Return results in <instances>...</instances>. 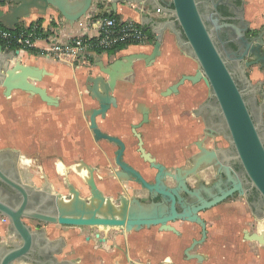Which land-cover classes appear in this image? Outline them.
Returning <instances> with one entry per match:
<instances>
[{"label": "water", "instance_id": "obj_1", "mask_svg": "<svg viewBox=\"0 0 264 264\" xmlns=\"http://www.w3.org/2000/svg\"><path fill=\"white\" fill-rule=\"evenodd\" d=\"M3 1L5 9L0 8V24L11 31L15 30L20 19L30 17L33 10L44 15L51 7L62 15L66 23L73 24L87 14L92 3V0ZM109 1L110 6L102 11H115L118 2L128 0ZM142 1L158 9L160 13L168 15V18L161 21L149 19L154 33V43L149 53H125L105 65L101 55L94 51L93 64L101 74L88 75L85 81L89 83L87 90L90 96L98 101L99 107L87 109L85 114L89 115L88 128L92 131L95 141L107 140L118 145L115 163L121 168L122 173H116V176L132 179L153 195H160L164 203L147 205L140 202L137 197L127 199L121 195L120 203L115 205V200L111 201L110 197H104L91 181H89L92 188L91 196L88 199H81L78 189L70 183H67L70 196H65L53 191L46 179L40 187H32L20 178L6 176L0 169V178L21 195L20 201L14 205L6 198L0 197V215L7 219L10 234L17 239L0 245V264H12L14 260L20 259L33 262L30 254L34 246L38 248V254L40 250L48 248L55 254L60 253L64 244L63 239L49 241L46 239L45 229L33 226V221L96 237L99 235L143 237L157 228L179 235L180 232L173 225L183 221L196 223L202 228L201 237L194 239L184 250L186 256L196 257L197 255L189 254V251L206 238V224L197 212L214 205L215 207L206 212L222 209L232 203L246 202L247 191L243 188L244 184H248L249 190H254L258 194L261 204L255 211L261 213L260 219L264 218V210L261 207L264 206V90L261 85L254 84L248 72V68L253 65L264 67V27L256 34L246 37L241 32L240 25L227 22L217 24V18L214 20L216 24L213 29L208 27L206 22L211 17L201 11L199 0ZM225 3L239 13L242 29H247L248 24L243 19V0L240 6L228 0ZM216 6L217 3L213 5ZM223 27L232 29L239 39L238 58L235 60V68L232 69L228 66V60L215 39L214 29ZM166 32L171 33L177 47L196 62V69L191 74H182L162 94L177 93L179 86L187 81L193 84L202 81L216 102L213 108L223 121V126L219 125L218 134L227 142V146L213 149L199 146L201 154L195 158L192 166L188 169L177 168L173 173L166 170L164 165L154 162L149 153L144 151L142 139L136 133L141 156L158 170L155 181L149 183L122 159L124 143L118 137L102 132L97 126L96 117L98 115L103 117L110 103L115 105L110 92L117 80L132 75L134 61L142 60L146 65H150L161 55ZM18 54L17 49L5 51L0 42V86L4 90V95L8 97L12 89H19L29 95H37L48 105H57L58 98L48 94L45 87L37 84L49 72L42 67L22 63L18 59ZM238 81L245 83V89L239 87ZM248 92L252 93L255 102V115L245 99ZM257 94L262 96L260 100L257 99ZM144 117L146 120V115ZM231 161L241 167L242 175L234 170ZM205 163H214L212 166L217 168V173L221 177H226L225 184H222L224 189L217 186L216 181L208 186L210 191L207 196L210 200L190 190L186 185V178L196 173ZM167 176L175 181L174 186L164 183ZM181 191L191 196H188L190 201L196 197L199 205L188 204L180 195ZM226 197L228 198L225 199ZM223 199L225 200L219 203ZM178 207L180 210H177ZM243 237L264 246L263 230L252 233L244 230ZM52 264H75V260L57 261L54 258Z\"/></svg>", "mask_w": 264, "mask_h": 264}, {"label": "crops", "instance_id": "obj_2", "mask_svg": "<svg viewBox=\"0 0 264 264\" xmlns=\"http://www.w3.org/2000/svg\"><path fill=\"white\" fill-rule=\"evenodd\" d=\"M4 6L5 4H3V8ZM109 6V0H102L101 2L92 0L87 14L83 17H80L73 24L66 23L62 15L52 7L49 8L44 15H40L35 10H33L30 17L19 20V25L27 26L37 24L42 32L41 38H36L34 40L32 46V49L34 50L30 51V49H27L20 51L18 54V59L24 64L42 67L49 72V74L45 75L37 84L45 87L48 94L57 97L58 104L55 106L48 105L43 102L37 95H31L28 101L24 99V97L20 96V115L18 117V124L14 126L15 117L12 118V130L14 129V127H17V129H19V126H22V119L26 123L25 118H32L33 120L35 119L34 123L36 124L35 130L33 131V136L36 137V135H42L43 133L44 136L52 129L54 123L60 124L64 122V119L66 122H68L70 119L77 117L79 110L81 117H83L82 110L85 105H83L82 103L87 98L83 83L86 77L91 72L93 75L96 74V69L93 64V53L95 50H86L82 56L78 57L75 60H68L66 62L57 60L56 58L51 56V53L48 50L50 46L56 41L66 42L77 36L91 38L96 36L97 30L92 26V23L96 17L102 14L114 13L115 16L120 19H133L140 22V24L149 33L148 41L142 44L127 45L125 49L117 51L114 55H108L106 51L99 53L103 60H105L107 56L113 58L116 54H119L121 52H124L125 54L128 47H137V52L149 53L151 51L152 45L154 43V38H152L154 36V33L151 30L149 19H152L154 21H161L167 19L168 15L160 13L158 9L153 8L151 5L145 3L142 0L120 1L116 4L115 11H102L104 8ZM243 19L247 22L248 29L251 32L255 30L260 31L264 27V0H243ZM170 37L173 38V35L169 32H166L161 46V51L167 52H161V55L157 57V59H155L152 64L145 67L140 61L135 62L134 67L137 75H140L142 77V74L144 72H152L151 74L154 75L156 73H158L159 75H165L166 73H164L163 70L168 68L169 64L171 65L173 62H182L184 64L186 63V61H184L180 57V54L177 52L178 47L175 46L174 49L172 48L169 39ZM127 53L132 52H126V54ZM193 68L194 67H192V71H195L196 65L195 68ZM248 71L250 72L249 74L254 84L261 85L262 89L264 90V67L253 65L249 67ZM181 72L182 71H180L179 74ZM134 80L137 82L135 77ZM136 82L134 83V86L136 85ZM172 83L173 81L169 82L167 87ZM203 85L204 83L202 81L197 84L192 83L191 85H188V87L184 86L183 91L188 93V91H190L191 89L202 90L204 87ZM179 90L182 91V89ZM135 93L136 92H134V94ZM21 95L24 96L23 94ZM172 95L174 94H170V96ZM261 98L262 96L260 94H257V99L260 100ZM30 102H32L34 106L36 104H39L40 111H30V107L25 105ZM150 102V105H152L153 108V123L158 128H160V124L164 121V111H162V108L160 106L161 102L159 101L157 96L155 97L153 95L151 96ZM10 110L11 108L9 107H2V111L4 113H2L3 124L1 125V132L3 130L2 128H8L11 131V129L7 127L8 125L4 120L5 118H10ZM47 110L51 111V114L47 113ZM177 117L179 121L184 120V118L180 115H177ZM58 125L54 129V132H52L50 135H55V132L58 133L59 130L58 134H60L61 136L60 140L62 141V146L65 145L66 149H68L70 146H72L73 148L76 147L77 143H75L74 141V138L76 136L72 133V129H67L66 131ZM64 131H66V136L63 133ZM162 134L164 135V133ZM49 183L53 191H56L54 190V188L56 187L55 184L59 183H55L53 181H50ZM60 183L65 185V182L63 180H61ZM41 185L42 183L39 185L37 184L34 187H40ZM66 186L68 188L67 183ZM216 212L217 210H213L205 212L204 215L206 217H212L216 215ZM3 224L4 225H0V235L3 237V240L2 242H0V244H8L15 241L9 234V224ZM173 226L176 229H180V226L178 224H175ZM41 227L45 229V236L49 241L54 242L58 238H62L64 241L60 253L55 255L57 261L75 260V264H128V261L135 264L137 261H141V263L139 262L140 264H209L210 262H212L210 258L211 252L208 251V242L210 238L204 240L202 243L194 245V247L189 251V254L197 255L196 257H189L186 256V254L185 257L178 256V252L180 250L179 248L186 247L190 242V239H187L188 237L185 238L184 236H182V233L178 229L177 230L180 232L179 235L171 231H162L159 228L154 229L153 231H151L153 233L149 232L148 235H146V237L148 238L147 243H143L135 237L107 235H99V237H96V235H87L75 231L72 232L71 230L58 228L53 225H43ZM192 230L195 231L196 229L193 228ZM243 232L244 230H242V237ZM226 234L227 238H230L229 230L226 231ZM96 241L100 246L97 247L95 245ZM175 242L179 247L177 249H175ZM222 247L226 250L228 256L229 250L231 249L229 242L227 243V245L223 243ZM14 264H32V261H21L20 263L17 262Z\"/></svg>", "mask_w": 264, "mask_h": 264}, {"label": "rangeland", "instance_id": "obj_3", "mask_svg": "<svg viewBox=\"0 0 264 264\" xmlns=\"http://www.w3.org/2000/svg\"><path fill=\"white\" fill-rule=\"evenodd\" d=\"M248 31L251 32L249 29ZM169 39L170 44L174 49L177 45L172 37ZM137 51V47H128L126 50V52ZM161 52L166 53L167 51ZM122 54H124V52L116 54L114 57H119ZM191 66L192 63L190 64V67ZM185 70H187L186 72H188V70L193 72L192 67L186 68L182 62H173L171 65L169 64L168 68L163 70V72L166 73L165 75H159L158 73L154 75L151 74L152 72H144L141 77L136 74L135 79L137 82L136 85L133 86V90L136 92L135 95H137L136 99L145 97L144 102L146 101L148 104H151L150 99L153 95L155 97L157 96L161 102L160 106L162 111H164L163 122L165 123L162 122L159 129L147 132L144 130L143 136L146 143L145 146L152 150L151 152L153 153V156L161 160L166 169L173 173L177 168L188 169L192 166L195 158L201 154L199 146L206 149H213L216 145L224 146L226 144V141L221 137L214 136L211 139H208V137H205L206 135H201L202 127L199 124V120L189 117V112L197 107L199 100L203 98V94L200 90L191 89L188 93H186L183 91V88L184 86L188 87L190 84L185 83L184 86H180V89H182L180 93L172 96L169 94H162L169 82H175L178 79L179 72H183ZM21 97L24 96L21 95ZM25 105L29 106L30 111L32 112H36L37 110L40 111L39 104L34 106V104L30 102ZM86 106H88V104H85V107ZM47 111V113L51 114V111ZM9 114L10 118H5L4 120L8 125L7 127L12 130L13 117L11 115V110ZM178 114L183 117L184 120L179 121L177 117ZM25 119L26 123L22 119L23 124L22 126H19L18 131L16 130L17 127H14L19 135L15 144L20 148L19 171L22 175V181L24 183L34 187L37 184L39 185L43 183L44 179L49 182L53 181L55 183H59L55 184L56 187L54 190L65 196H70L66 186V183H70L78 189L81 199H88L91 194H89V188L85 183L89 185V181H91L100 190L102 195L104 197H110L111 201H114L118 194L124 196V194L120 192V186L113 182V180H116L115 178L111 179L103 177L101 174L93 172L94 167H106L107 163L113 160L112 151L115 148L113 143L95 141L93 139L91 131L88 128V121L86 118L81 117L80 110L78 111L77 117L70 119L68 122L64 119V122L60 124L58 123L59 125L54 123L52 129L49 132L46 131L47 133L44 136V133L42 135L38 134L36 137L33 136V131L35 130L36 125L34 123L35 119ZM109 120L108 122L103 123V126H106V128L110 127ZM2 124L3 117H0V133ZM57 125L61 126V128L66 131L67 129H72V133L76 136L74 138L75 143H77L76 147L73 148L70 146L66 149L65 145L62 146V141L60 140L61 136L58 134L59 130L58 133L55 132V135H50L54 132ZM9 131L10 130L8 129V133ZM66 131L63 132L65 136ZM162 133H164V135ZM10 137L13 138L11 135ZM125 140L128 142V150L126 151L127 161L139 169H143L147 166V163L141 158L136 150V137L126 135ZM10 141L13 142V140ZM97 144H99V146ZM23 156L34 158L36 160V167H30L27 164L22 163L21 157ZM57 161H60L63 164V168L61 170L56 169L54 166V163H58ZM77 164H81L82 166L88 168V170H86L87 178L81 177V175L70 168L71 165ZM212 165L213 164H203L196 173L188 176L187 182L191 185V187H197L196 183L199 179L206 180L208 186L216 181L215 175L217 173V168ZM74 169L77 168L74 167ZM204 172H207L206 176H204ZM122 179L123 177L119 179V182L124 184L126 189L128 188L133 191V193H130L129 197H124L127 199L137 197V199L141 201L140 196H142L143 192L137 189V185L125 182ZM61 180L65 182V185L60 183ZM166 183L169 186L172 185V181L170 179L167 180ZM91 189L92 188L90 186V191ZM261 207L264 210V206ZM259 216L260 213H257L253 209V206L247 202L232 203L222 209H218L216 215L212 217H206L204 213H202L201 217L205 218L207 225V236L205 240L210 238L208 242V251L211 252L210 258L212 262L209 264H264V246L259 245L256 241H249L243 239L242 237V230H247L250 233L259 232L261 230L264 231V218L260 219ZM3 223L6 222H0V224ZM32 224L43 226L42 223L38 224L35 221H33ZM178 225L180 226V229H177L180 230L182 233L181 235L190 239V242L186 247L191 244L193 239L200 238L199 227L196 224L183 221ZM192 227L196 230H192ZM227 230L230 231V238H227ZM146 235L135 238H138L143 243H147L148 238ZM2 240L3 237L0 235V242H2ZM228 242L231 249L229 250V254L227 256L226 250L223 249L222 245L223 243L227 245ZM174 244L175 249L179 248L176 245V242ZM95 245L97 247L100 246L97 241L95 242ZM186 247L179 248L180 250L178 252V256L185 257L184 249H186ZM139 262L141 263V261H137L136 264H140ZM127 263L135 264L130 261Z\"/></svg>", "mask_w": 264, "mask_h": 264}, {"label": "flooded vegetation", "instance_id": "obj_4", "mask_svg": "<svg viewBox=\"0 0 264 264\" xmlns=\"http://www.w3.org/2000/svg\"><path fill=\"white\" fill-rule=\"evenodd\" d=\"M199 1H200L201 11L205 14H208L211 17V19L206 22L208 27L213 29V27L216 24L214 20H215V18H217V20H218L217 24H221L224 22L235 23L237 25H240L243 28L242 23H241V18L239 17V13L236 12L232 6L227 5L225 3L226 0H199ZM228 1L234 3L236 6H240L242 0H228ZM216 3H217V6L213 7V5ZM242 28H241V30H242L241 32H243L246 37H249L252 35V32L248 31V28L245 30H243ZM214 34H215V39L217 41L218 47L220 48V50L223 52L224 56L228 60V66L231 69L235 68V64H236L235 60L238 58V53H239V49H238L239 48V42H238L239 39L237 38L236 34L232 31V29L227 28V27H223L220 29H214ZM177 52L180 54V57L184 61H186V63L184 64L186 68H191V67L195 68L196 63L191 57H189L188 55L183 53L179 48L177 49ZM115 58L116 57L111 58L110 56H107V58L105 60H103L104 64L107 65L108 63H110ZM139 61L145 67L148 66L144 63V61H142V60H139ZM135 62H137V61H134V63L132 64V68H133L132 75L126 76L122 80H117L113 90L110 92V94L114 98L115 105L110 103V107L107 109L105 115L103 117L100 115H98L96 117V123H97L98 128L102 132L110 134V135H114V136L118 137L124 143V150H123L122 159L129 166L133 167L136 171H138L141 174V176L147 182L153 183L155 181V177L158 173V170L155 167H153L149 161L145 160L141 156V154L138 150V148H139L138 147V138L136 137L135 134L138 133L140 135V138L142 139V146L144 148V151L149 153L150 157L154 159V162L164 165V163H162L161 160H159L153 156V153L151 152L152 150L145 146L146 143L144 141V136H143L144 130L147 132V131L159 129V128L153 123V120H152V115H153L152 105L148 104L146 101L144 102L145 97L136 99L137 95L134 94V90H133L134 87L133 86H134V83L136 82L134 80V77L136 75L135 67H134ZM191 63H192V66L190 67ZM95 69H96V74H94V75L101 74V72L98 70V68L95 67ZM186 71L181 72L179 74L178 79L181 77L182 74H191L194 72V71L190 72L189 70H188V72H186ZM89 75H93L92 72ZM185 83H189L190 85L192 84L188 81ZM195 84H197V83H195ZM87 85H89V83L84 81L83 86H84V90H85L87 98L85 99V101L82 104L83 105L88 104V106H86V107L84 106V108L82 110V116L84 118H86V120L88 121V124H89V115L85 114L86 110L98 108L99 103L96 99H93L90 96V93L87 90ZM238 85L240 88L245 89L246 85L244 82L238 81ZM99 86L100 87L102 86L101 83H99ZM203 86H204L203 89L202 90L200 89V92L203 94V98H201L199 100L197 107H195L194 109H192L189 112V117L199 120V124L202 127L201 128V132H202L201 135H204V136L206 135L205 137H208V139H211L214 136L223 138L221 135L218 134V130L220 129L219 125L222 124L221 126H223V121H222L220 115L217 113V111L213 108L214 105H216V102H215L214 98L211 96V94H210L211 92L208 89V87L205 84ZM179 89H180V86L178 88L177 93H180ZM177 93H175V94H177ZM21 94L24 95V99H26L27 101L31 97V95H29L28 93L21 91L19 89H12V91L10 92V95L8 97H6L4 95L3 88L0 86V117H2V113H4L2 111L3 106L7 107V108L8 107L11 108V114H12L13 118L15 117L14 126L18 124V117L20 115L19 108H20V96H21ZM245 99L248 101V107L250 108V110L255 115L256 114V108H255V102L252 98V93H250V92L246 93ZM200 107H202V108L200 109ZM144 115H146V120H145ZM137 116H138V118H137ZM163 118H164V115H163ZM108 120L110 123V127L106 128V126H103V123L108 122ZM2 129L3 130L0 134V169L2 170V172L6 176L21 179V175H20V171H19V161H20L19 146L15 144L19 138L18 132H16V130L18 131V129H16V130L13 129V130H11L12 132L9 131V133H8V128H2ZM110 130H112V131H110ZM10 133H12V134H10ZM10 135L13 138H11ZM91 135H92V131H91ZM126 135L136 137V139H137L136 150L138 151L141 158L144 161H146V163H147V166H145L143 169H139L138 167H136L135 165H133L129 161H127L126 151L128 150V145H127L128 142H127V140H125ZM10 140H13V142ZM99 141L109 142L107 140H99ZM109 143H112V142H109ZM113 144H114V148H115L112 151L113 160L111 162H108L106 167H104L103 165H102L103 167H101V168H99L97 166L94 167L93 172L96 174H101L103 177H107V178H111V179L115 178L116 180H113V182L120 186V188H121L120 192L122 194H124V196L129 197L130 193H133V191L131 189H128V188L126 189L124 184L119 182L120 178L116 177V173H122V171H121V168L115 163V152L118 149V145L115 143H113ZM97 145L99 146V144H97ZM226 146H227V142L224 146L216 145L214 147L223 148ZM101 151H103V150H101ZM21 160H22V163L27 164L30 167L31 166L36 167V160L32 157H24L23 156V157H21ZM57 162L58 163L53 162L54 166L56 169L61 170L63 168V164L60 161H57ZM231 166L234 168V170L236 172H238L240 175H242L241 174V167L237 163H234L233 161H231ZM74 167H76L77 169H74ZM70 168L73 169L75 172H77L79 175H81V177L87 178L86 177V173H87L86 170H88V168H86L85 166H82L81 164H77V165H71ZM165 169H166V167H165ZM206 175H207V172H204V176H206ZM232 177L235 178L233 175H232ZM187 178H186V185L188 186V188L190 190L196 191L203 198L210 200V197L207 196V194H209V191H210L209 188L210 187H208L206 180L199 179L197 181V185H196L197 188H193L187 182ZM224 178H226V177L225 176L221 177L220 174H218V173H216V175H215L216 184L220 188H222V184H225ZM169 179L172 181L171 186H174L175 181L168 176L164 179V183L166 185H168L166 182ZM122 180H124L125 182H128V183L136 184L137 189H139L143 192L142 196H140V200H141L140 202L147 204V205H150L151 203H154V204L164 203V201L162 200L160 195H158V194L153 195L146 188L142 187L139 183L134 182L132 179L123 178ZM85 184L89 188V194H91L90 185H88L87 183H85ZM243 188L247 191L246 192L247 201H246V199H245V201L248 203H251V205L253 206V209L256 210L257 206L258 205L260 206V204H261V200H260L258 194L254 190H249L248 184H244ZM222 189H224V188H222ZM180 195L186 200V202L188 204H192L194 206L199 205V202L196 200V197H194L195 199L193 201H190V200H188V198H189L188 196H190V195H188V193L181 191ZM0 197L6 198L8 200V202L10 204H13V205L18 203L21 199V195L18 192H16L15 190H13L11 187H9L1 178H0ZM120 197H121V194H118L116 196V199L114 202L115 205H118V203H120ZM228 197H226L225 199H227ZM225 199H223L219 203L223 202ZM219 203H217V204H219ZM28 206L30 207L31 205L28 204ZM213 207H215V205L210 207V208L202 209V210L198 211L197 213L201 217L202 213H205L206 211H208L209 209H212ZM177 210H180V208L178 207ZM201 218L204 220V222L206 224L205 218L204 217H201ZM6 223H8V222H6ZM38 224H40V223H38ZM0 225H3V224H0ZM32 225L41 227L39 225H34V224H32ZM43 225H45V224H43ZM196 225L199 227V233H200V237H201L202 228L199 224H196ZM206 233H207V228H206ZM10 236L12 239L17 241V239L13 238V235L10 234ZM41 245H43V244L41 243ZM32 251L33 252L30 254V257L34 260L32 262V264H52V260L54 258L56 259L55 255H57V254H55V252H53L49 248L47 250H44V249L40 250V252L38 254V248L34 246ZM21 261H23V260L22 259L14 260L12 262V264L17 263V262L20 263ZM27 262H29V261H27Z\"/></svg>", "mask_w": 264, "mask_h": 264}, {"label": "built area", "instance_id": "obj_5", "mask_svg": "<svg viewBox=\"0 0 264 264\" xmlns=\"http://www.w3.org/2000/svg\"><path fill=\"white\" fill-rule=\"evenodd\" d=\"M3 4L0 3V8ZM92 26L97 30L94 37L77 36L70 41L54 42L49 52L51 56L66 62L82 56L86 50L107 49L118 45L142 44L149 39L148 31L133 19H120L110 14H102L96 17ZM41 29L37 24L19 25L18 30L11 31L0 26V42L5 51L17 49L19 52L32 48L34 40L41 38ZM0 222H8L0 216Z\"/></svg>", "mask_w": 264, "mask_h": 264}, {"label": "trees", "instance_id": "obj_6", "mask_svg": "<svg viewBox=\"0 0 264 264\" xmlns=\"http://www.w3.org/2000/svg\"><path fill=\"white\" fill-rule=\"evenodd\" d=\"M0 3H1V4H5V2H4L3 0H0ZM110 15L115 16L114 13H110ZM0 26H2V25L0 24ZM18 28H19V24H17V26H16V31L18 30ZM257 31H258V30L253 31L252 34H253V35L256 34ZM152 38H154V36H153ZM126 47H127V45H118V46H116V47H113V48L107 49V50H106V53H107L108 55H114L117 51L122 50V49H125ZM33 50H34V49L30 48V51H33ZM94 50H95L97 53H101V52H103V50H101V49H94Z\"/></svg>", "mask_w": 264, "mask_h": 264}, {"label": "bare ground", "instance_id": "obj_7", "mask_svg": "<svg viewBox=\"0 0 264 264\" xmlns=\"http://www.w3.org/2000/svg\"><path fill=\"white\" fill-rule=\"evenodd\" d=\"M205 164H206V163H205ZM209 164H213V165H214V163H209ZM202 165H203V164H202ZM202 165H201V166H202ZM201 166H200V167H201ZM199 169H200V168H199Z\"/></svg>", "mask_w": 264, "mask_h": 264}]
</instances>
